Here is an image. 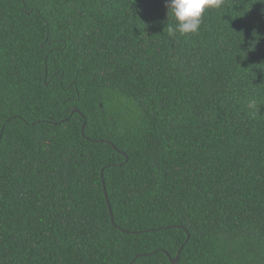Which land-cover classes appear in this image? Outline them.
<instances>
[{
    "label": "trees",
    "instance_id": "1",
    "mask_svg": "<svg viewBox=\"0 0 264 264\" xmlns=\"http://www.w3.org/2000/svg\"><path fill=\"white\" fill-rule=\"evenodd\" d=\"M165 3L0 0V264H264V0Z\"/></svg>",
    "mask_w": 264,
    "mask_h": 264
},
{
    "label": "clouds",
    "instance_id": "2",
    "mask_svg": "<svg viewBox=\"0 0 264 264\" xmlns=\"http://www.w3.org/2000/svg\"><path fill=\"white\" fill-rule=\"evenodd\" d=\"M223 0H166L165 7L168 12V35L181 36L199 32L207 10L219 9ZM171 20V27L168 21ZM256 101H250L248 107L254 108Z\"/></svg>",
    "mask_w": 264,
    "mask_h": 264
},
{
    "label": "water",
    "instance_id": "3",
    "mask_svg": "<svg viewBox=\"0 0 264 264\" xmlns=\"http://www.w3.org/2000/svg\"><path fill=\"white\" fill-rule=\"evenodd\" d=\"M76 112L78 111L77 109L75 110ZM86 125V124H85ZM85 125H83V129H82V134H84V128H85ZM128 162V158H127V156H126V163ZM103 183H104V181H103ZM104 189H105V183H104ZM108 205H109V209H110V213H111V216H112V222L114 223V218H113V213H112V210H111V207H110V203H109V201H108ZM190 236H188V238H189ZM181 252V251H180ZM180 252H179V254H180ZM178 260H179V256L177 257V259L176 260H174L172 263H177L178 262Z\"/></svg>",
    "mask_w": 264,
    "mask_h": 264
}]
</instances>
